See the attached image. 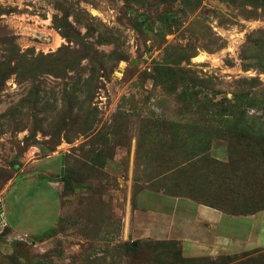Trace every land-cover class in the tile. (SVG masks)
Here are the masks:
<instances>
[{
    "label": "rangeland",
    "instance_id": "rangeland-1",
    "mask_svg": "<svg viewBox=\"0 0 264 264\" xmlns=\"http://www.w3.org/2000/svg\"><path fill=\"white\" fill-rule=\"evenodd\" d=\"M148 191L264 211V0H0V264H264Z\"/></svg>",
    "mask_w": 264,
    "mask_h": 264
},
{
    "label": "crops",
    "instance_id": "crops-1",
    "mask_svg": "<svg viewBox=\"0 0 264 264\" xmlns=\"http://www.w3.org/2000/svg\"><path fill=\"white\" fill-rule=\"evenodd\" d=\"M46 189L52 191L56 199V192L47 186ZM150 193L157 194L156 196H152L155 202H161L157 196H165L161 192L148 191L146 192V200H144L145 204L151 198ZM170 198L172 201H170V207H168L170 211L168 213L155 209L141 208L146 211H152L162 218L174 219V221L177 220L178 222L184 221L182 227L183 231L185 230L187 234L185 239L190 242L189 234H191L196 238L195 241L198 240L199 244L205 248L208 247L213 252L239 253L258 248L256 244L260 241L259 236L264 234V211L247 215H232L210 206L197 205L189 199ZM165 206L166 204L163 208ZM154 208L158 209L162 207L155 206ZM24 215L25 210L23 212ZM22 226V224L13 225L12 229L14 233L26 235L34 232L32 228L23 229ZM262 247L263 245L259 248Z\"/></svg>",
    "mask_w": 264,
    "mask_h": 264
},
{
    "label": "trees",
    "instance_id": "trees-1",
    "mask_svg": "<svg viewBox=\"0 0 264 264\" xmlns=\"http://www.w3.org/2000/svg\"><path fill=\"white\" fill-rule=\"evenodd\" d=\"M202 133L200 132L199 133V135H197V136H195L194 135V138H195V140H196V138L197 137H199V136H202L201 135ZM212 135H208L206 138H208V141L209 140H211L212 139ZM216 137V136H215ZM205 140V139H204ZM204 143V142H203ZM202 142H201V144H199V148L200 147H203L204 146V148L206 149V152L208 151V150H210V146H209V142L208 143H204L203 144ZM195 147H197V145H195ZM198 148V149H199ZM206 152H203V153H206ZM197 157L198 156H195V157H192V159H191V161H189L188 163H186L187 165H190V164H192L193 162H195V160L197 159ZM185 164V165H186ZM195 164V163H194ZM182 165H184V164H181V166ZM177 167H179V165H175V168H177ZM171 170H173V168L171 169ZM64 183H65V185H68V180H67V178H62L61 179ZM176 188V187H175ZM173 193H175V192H173ZM173 193H163L165 196H163V195H160V196H157V198H159V200L161 201V202H159V201H154L152 198V196H156L157 194H155V193H150V196H151V198L150 199H148L147 201H146V204L145 203H143V201L142 200H138L137 201V205L138 206H140V207H142V208H144V209H150V210H157V211H160V212H165V213H168L169 211H170V208H168V207H170V201H172L171 200V198L170 197H174V198H182V197H180V196H176L175 194H173ZM186 199V198H185ZM166 204V206H165V208H163L164 207V205ZM157 206V207H162V208H158V209H156V208H154L155 206ZM172 205V204H171ZM210 207H212V208H215V209H219V208H217V207H214V206H210ZM12 231H13V229H12ZM55 233V231L53 230V229H49L47 232H45V234H49V235H53ZM132 247V246H131ZM130 247V248H131Z\"/></svg>",
    "mask_w": 264,
    "mask_h": 264
},
{
    "label": "water",
    "instance_id": "water-1",
    "mask_svg": "<svg viewBox=\"0 0 264 264\" xmlns=\"http://www.w3.org/2000/svg\"><path fill=\"white\" fill-rule=\"evenodd\" d=\"M65 158L63 157L61 160V176H64V172H65ZM0 214H2V211L0 210Z\"/></svg>",
    "mask_w": 264,
    "mask_h": 264
},
{
    "label": "built area",
    "instance_id": "built-area-1",
    "mask_svg": "<svg viewBox=\"0 0 264 264\" xmlns=\"http://www.w3.org/2000/svg\"><path fill=\"white\" fill-rule=\"evenodd\" d=\"M4 221V218H3V216H0V227H3L2 225H1V223Z\"/></svg>",
    "mask_w": 264,
    "mask_h": 264
},
{
    "label": "clouds",
    "instance_id": "clouds-1",
    "mask_svg": "<svg viewBox=\"0 0 264 264\" xmlns=\"http://www.w3.org/2000/svg\"><path fill=\"white\" fill-rule=\"evenodd\" d=\"M0 216H3L4 221H5L4 211H2V214H0Z\"/></svg>",
    "mask_w": 264,
    "mask_h": 264
}]
</instances>
